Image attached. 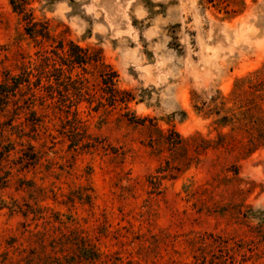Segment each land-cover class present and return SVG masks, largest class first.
Masks as SVG:
<instances>
[{
	"label": "rangeland",
	"instance_id": "1",
	"mask_svg": "<svg viewBox=\"0 0 264 264\" xmlns=\"http://www.w3.org/2000/svg\"><path fill=\"white\" fill-rule=\"evenodd\" d=\"M28 8L54 39L31 38L0 0V81L31 73L30 91L5 108L21 106L12 124L23 135L5 132L15 148L14 162H2L11 180L0 187V264H264V142L248 139L264 135V0ZM69 41L99 52L115 86L132 93L126 108L107 104L93 62L69 64ZM45 57L49 77L34 85ZM213 102L220 113L205 115ZM225 112L236 125L222 146L200 151L190 140L171 150L162 141L170 131L215 139L232 128L214 122ZM250 120L251 130L238 123ZM28 143L38 160L21 168ZM167 163L172 171L160 172ZM151 175L165 176L157 190Z\"/></svg>",
	"mask_w": 264,
	"mask_h": 264
},
{
	"label": "trees",
	"instance_id": "2",
	"mask_svg": "<svg viewBox=\"0 0 264 264\" xmlns=\"http://www.w3.org/2000/svg\"><path fill=\"white\" fill-rule=\"evenodd\" d=\"M31 0H8L9 4L13 8V11L19 14L22 18V20L26 24V33L31 38H40L41 40H50L54 39L52 35L49 32L48 25L46 22H39L36 21L33 16V10L31 8H28V5ZM70 45V50L68 52L69 54V64H90L93 62L94 66H98L100 68V77L101 82L103 83V92L106 94L105 100L108 105L114 106L117 103H121L124 105V108H126L127 103L133 99L132 93L128 90H120L115 86V78L117 76L116 72L107 64H105L101 60V56L99 55V52H88L85 49H81L77 47L75 44H73L71 41L68 42ZM59 48L63 47L62 41L58 42ZM49 65L48 58H44V63L41 65V68L37 69V79L34 83V85H37L39 83L40 78L42 75L45 74L44 68ZM54 72H56L57 77L56 79L59 80V77L62 75V69L61 68H53ZM29 75H31L30 71L24 70L20 73V75L17 76H8L0 81V187H6L9 185V182L11 180V172L9 169H5L3 167L2 162L3 161H10L14 162L13 159H10V154L12 150L15 148V143L12 142L5 134V132L10 130H15V132L19 133V137H22L23 135V129L20 128L21 124H15L13 125L12 122L14 121V118L18 115V109L21 107L19 105L15 106L13 110L9 113V111L5 110L7 104L9 103L10 96H15L17 93H19L20 96H22L25 92L30 91V82H29ZM45 76L48 78L49 74H45ZM66 79L69 80V82H74L71 80V77L68 75L66 76ZM78 82L82 84V79H78ZM22 86H25L24 88ZM33 97L34 94H31ZM33 98H30L29 100H32ZM24 100L26 103V108L29 107L31 104V101ZM14 102V105L18 102L17 100L12 101ZM101 103V102H99ZM214 102L210 105H206L204 108V114L207 116H210L211 114L218 115L221 110L217 109L215 110ZM263 111V110H262ZM264 112V111H263ZM28 113L30 116H34V110L28 108ZM235 117L232 114H229L228 112H225L224 115L217 117L214 122L219 124L220 126H226L231 125L232 128L225 133L218 132L215 139H206L199 135L198 133H195L193 135H189L186 138H182L177 132L170 131V133L163 134L162 135V141L169 147V149H177L179 147H183V144H186V142L190 140H198L200 144L194 146L195 149L204 151L209 146L213 145H220L222 146L225 141L224 139L231 134V131L233 127H235V122L233 121ZM262 119H264L262 117ZM143 119L136 118L133 122L135 123H143ZM264 124V121H261ZM239 125L242 127L247 126L248 130H251L254 126V121L250 120L248 124L240 123ZM257 124V123H256ZM249 127V128H248ZM173 134V135H170ZM173 136V137H171ZM249 144L253 143L252 140L259 141L260 143L264 142V135L258 133L257 137H252V135L249 133L248 136ZM19 145H23L22 143H19ZM184 148V147H183ZM22 151L21 156L18 157L17 163L21 165V168H27L29 166H32L37 160V154L33 150V146L31 144H26L25 149H21ZM166 168H159L160 172L164 171H172L170 169L171 166H169V163H167ZM162 177L161 175H154L149 176L148 182L152 186L154 190H157L160 186V180ZM19 182L25 184L24 179H19ZM27 182V181H26ZM28 183H32L31 181ZM29 185V184H28ZM23 216L26 215V212H21ZM40 234L44 235V232H41ZM88 251V250H87ZM96 257V254H92L89 258Z\"/></svg>",
	"mask_w": 264,
	"mask_h": 264
}]
</instances>
